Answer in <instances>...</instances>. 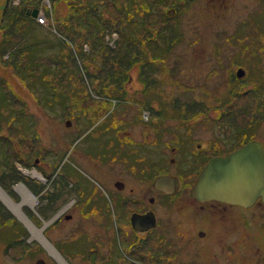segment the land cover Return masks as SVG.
I'll return each mask as SVG.
<instances>
[{
	"label": "rangeland",
	"instance_id": "374dc122",
	"mask_svg": "<svg viewBox=\"0 0 264 264\" xmlns=\"http://www.w3.org/2000/svg\"><path fill=\"white\" fill-rule=\"evenodd\" d=\"M5 1L0 0V178L13 168H10L13 163L18 170L22 169L19 159L24 157L27 174L24 180L21 177L2 185L13 202H21L17 191L20 181L28 187L37 181L32 175L43 177L41 171L54 172L63 163V170L68 169L71 157L58 155L68 151L67 144L77 131L69 130L73 129L72 122L87 121L100 107L106 110L91 121L105 115L112 122L117 115L127 120L122 129L132 132L135 138L145 135L141 134L145 127L141 122L149 121L152 114L153 120L147 129L150 128L158 142L178 134L180 138L221 141L229 137L231 129L234 146L246 138H259L264 143V0H152L158 3L155 9H148L149 0L142 4L137 2V6L129 0L127 4L125 0H116V6L105 5L101 20L105 21L106 28L102 33L88 23L89 14L83 0H54L51 6L59 36L10 9L17 7L13 3L3 11ZM30 1L35 5L40 3ZM98 1L101 9L105 0ZM68 27L75 34L67 33ZM13 29L24 32L17 36L20 49L32 46L39 61H30L27 52L19 55L21 67L17 68L13 59L18 56L15 54L19 44L1 52L5 32L11 30L12 33ZM90 29L94 31L93 36L100 35V40L107 44L101 54L98 44L93 47V39L86 40ZM122 30L126 31L127 39ZM128 39L134 44L129 52L123 50L126 42H130ZM113 45L117 46L110 47ZM140 56L142 59H138ZM136 62L138 69L134 70ZM239 67L246 71L242 79L235 76ZM119 73L125 79L123 90L115 88V82L121 77ZM133 73L141 75L135 82L140 91L138 95L126 91L128 77ZM144 90L148 91L141 92ZM113 91H119L122 101L117 103V97H111ZM141 95H145L144 99ZM147 98H151V114L143 119L135 105ZM116 104L119 105L117 110L111 111ZM129 117L134 122L138 118V122L130 123ZM67 119H71L70 126L65 124ZM107 136L106 133L100 135L101 138ZM158 148L154 145L153 155L161 162ZM35 158L41 161L42 167L36 166ZM72 158L96 173L115 174L116 168L122 169L112 164L95 168L87 157L75 150ZM169 166L175 165L169 163ZM154 169V173L158 172ZM188 177L180 175L181 180L187 181ZM31 194L37 198L35 192ZM0 202L4 204L1 199ZM188 205L186 199L181 200L180 210ZM4 207L0 205V264H33L38 258L44 259L46 264H58L47 245L52 239L62 242L71 230L77 229L74 228L77 222L55 226L48 220L49 209L38 208L34 203L24 204L23 213L26 212L47 244L34 236L7 205ZM173 209L176 211L179 207ZM191 209L197 212L195 207ZM220 216L227 222L221 217L215 221L204 219L213 232L210 231L212 238L208 236L203 240L207 252L202 259L215 260L213 254L217 253L226 261L234 257L232 264L239 260H244L245 264H264V214L255 213L248 218L235 211ZM183 220L188 227V218ZM195 221L198 227L204 225L198 216ZM78 224L92 234H102L91 221ZM228 227L233 232L231 235H226ZM225 238L233 240L228 249L233 250L234 255L224 258L222 241ZM202 243L199 246L187 244L192 250L194 247L201 250ZM89 254L93 256L92 261L98 257L97 251L95 255ZM203 260L199 256L195 258L197 264L204 263ZM177 262L180 264V258ZM66 263L74 264L68 259Z\"/></svg>",
	"mask_w": 264,
	"mask_h": 264
},
{
	"label": "flooded vegetation",
	"instance_id": "af4514ba",
	"mask_svg": "<svg viewBox=\"0 0 264 264\" xmlns=\"http://www.w3.org/2000/svg\"><path fill=\"white\" fill-rule=\"evenodd\" d=\"M143 1L129 0L133 6H137V2L142 4ZM149 1L148 9L157 8L158 3ZM19 33L21 36L24 34ZM19 46L20 44L15 54L18 56L13 59L17 68L21 67L19 55L27 53L29 49L28 56H30V50H32V46H28L24 50H21ZM116 46L110 47L115 48ZM3 47L4 45L1 47V52L4 53L6 47L4 49ZM35 56L34 60H37L38 58ZM139 59L142 57L140 56ZM137 64V62L134 64V70L138 69ZM240 69L244 74L238 77L237 70ZM237 70L235 72L237 79L246 76L243 67H239ZM140 77L141 75L134 73L128 77V84H126V87L129 85V88L126 89L128 93L140 94L139 89L135 86V82ZM130 83L131 90L129 91ZM146 91L148 90L141 92L145 93ZM114 94L117 97V103L122 101L119 91H115ZM141 97L144 99L145 95H141ZM150 102L151 98H147L138 101V104L135 105L143 119L151 114L149 111ZM262 102L264 103V95ZM118 106L117 104L112 106L111 111L117 110ZM91 109L94 110V108ZM82 110L85 111V109ZM105 110L100 107L97 113L89 115L90 119L88 117L87 121L72 122L71 128L73 129L69 130L74 132L76 129L77 131L67 144L68 151L65 157L67 159L71 157L68 169L63 170V163L51 173L48 170H40L41 173L44 172L42 173L44 178L36 176L39 184L37 181L31 184L37 195L36 206L38 205V208L45 207L51 211V223L56 226L58 224L65 225L70 221H73V224L77 222L74 227L77 229L72 228L70 235L62 238V242L52 239V257L58 264H62L64 260L66 262V259L74 264H179L177 262L179 258L180 264H197L195 262L197 256L200 257V260L206 256L207 250L203 240L212 238L211 233L213 232L209 229V225L204 223V219L215 221L221 217L227 222L220 215H227L235 211L247 215L248 218L255 213L264 214V202L259 199L251 206H242L216 200L199 201L193 196V185L208 160L216 156H225L250 141H257L264 147V143L259 138H246L234 146L230 129L229 137L221 141L213 138H180L178 134L176 137L162 138L164 143L158 142L157 138L152 137L150 128L147 129L153 120L152 114L149 121L141 122V125H145L141 134L145 135L135 138L131 136L132 132L122 129L127 120H123L117 115L114 116L115 122L108 121L105 115L99 117L98 121H91ZM133 120L130 118V123L138 122V118L136 122ZM70 124L71 119H68L66 126H70ZM121 129L122 135L119 133ZM103 133L108 136L101 138L100 135ZM154 145L159 147L161 162L154 159ZM74 150L87 157L89 162L96 166L95 168L112 164V167L120 165L122 169L115 167L118 170L115 174L96 173L81 163L73 161ZM19 161L23 169L19 168L20 175L24 180L27 175L24 172L25 157ZM169 163L175 166L170 167ZM36 165L42 167L41 161H37ZM14 166H16L15 163ZM154 167L158 172L154 173ZM181 174L188 175V180H181ZM158 175L175 177L176 185L155 187L154 178ZM61 176L63 178L59 182ZM183 199H186L189 205L180 210ZM174 207H179V210L174 211ZM191 207H195L197 212L193 211ZM197 216L204 223L201 227H198L199 225L195 221ZM184 217L188 218V227L185 225ZM82 221H91L97 226L98 231L102 230V234L96 235V233L92 234V231L83 230L82 226L78 224H81ZM226 232V235L233 233L229 231V227ZM81 240L82 244H80ZM239 240L242 239L238 238ZM222 242L225 246L223 257L233 256L234 251L228 249L233 240L225 238ZM187 243H195L198 246L202 243L201 250H197L196 247L192 250ZM96 251L98 257L95 256L96 260L92 261L93 256L89 252L95 255ZM213 256L215 260L209 262L203 260L202 264H214L215 261L216 264H224L225 259L223 260L222 256L219 257L217 253ZM187 257H192V259ZM233 259L234 257L230 261L225 260V263L232 264ZM237 264H245V261L239 260Z\"/></svg>",
	"mask_w": 264,
	"mask_h": 264
},
{
	"label": "water",
	"instance_id": "95a60500",
	"mask_svg": "<svg viewBox=\"0 0 264 264\" xmlns=\"http://www.w3.org/2000/svg\"><path fill=\"white\" fill-rule=\"evenodd\" d=\"M243 74L241 69L237 70L238 77ZM162 185H175V178L155 177L154 186ZM193 196L199 201L217 200L243 206L251 205L258 198L264 202V147L250 141L225 156L208 160L193 185ZM34 264L45 262L38 259Z\"/></svg>",
	"mask_w": 264,
	"mask_h": 264
},
{
	"label": "trees",
	"instance_id": "16d2710c",
	"mask_svg": "<svg viewBox=\"0 0 264 264\" xmlns=\"http://www.w3.org/2000/svg\"><path fill=\"white\" fill-rule=\"evenodd\" d=\"M83 1H84V5H85V7H86V9L88 11L87 14H89L88 15L89 16L88 23H92V25H93L92 28L93 27H96V28H98L100 30L101 33L104 32L105 31L104 30V27L106 28V26H105V21H103V19L101 20V17L103 16L104 12L106 11L105 5L107 4L108 6H111V7L116 6V4H117L116 3V0H109L110 3L108 2V0H105L103 3H101V5H103V7H104L103 10L100 9V7L98 5L100 3H99L98 0H83ZM125 2L127 4V0H125ZM97 5L99 7L98 9H97ZM8 7H9V4H8V2H6L5 5H4V8H3V11H4V9H6ZM9 8L12 9L13 11H18V14L19 15H23L24 17L27 16V18L29 17V15L26 14V9H27L26 7H21L20 10L18 9V7H14V8L13 7H9ZM87 14L85 15L86 17H87ZM99 18H100V20H97V21L95 20V19H99ZM96 23H101V24H96ZM67 29H69V31H67V33H70L72 35L75 34V31L73 29H71L70 27H68ZM124 31L122 30V33L124 35V38L127 39L128 38L127 37L128 35H127V33H124ZM93 35H94V31L92 29H90L88 31V34L86 35V40L93 39L94 40V42L92 43L93 47H95L96 44H98L97 47H99V49L101 50V52H100V54H101L103 52V50H105L107 48V44L105 43L104 40H100V38H101L100 35H98V36H93ZM17 36L18 37L21 36L18 30L16 31V30L13 29L12 30V33H11V30L6 31L5 32V37L3 39V45H4V47H7V46H9V47L10 46H12V47L17 46L19 44L18 43ZM128 40H130V42H126V45L123 47V50L124 51L127 50V52H129L130 50L132 51L133 50L132 47L134 48V45L131 42L132 40L131 39H128ZM131 43H132V46H131ZM4 47H3V49H4ZM28 51H29V49L27 50V52ZM34 51L35 50H33V49L30 50V57H28L30 61L34 60V58H32V57H34L36 55V53ZM128 55H130V53ZM129 63L132 64L131 61ZM119 71H121V73H122V70L121 69H119ZM121 73H119V76H121ZM125 78H126V76H125ZM124 80H125L124 79V76H121L120 78H118V81L115 82V88L117 90H121L122 89V84H123V81ZM118 82H120V85L119 86H118ZM114 92L115 91L111 92V97H113V98L116 97L115 94H114ZM115 121L116 120L113 119L112 122H115ZM18 145H20V144H18ZM65 153H67V152L65 151ZM65 153L64 154L62 153L63 155L60 154L58 156L59 157L60 156L61 157H64L65 156ZM25 167H26V165H25ZM10 168H12V169H9L5 173H3V175L1 176V178H0V185H4L5 183L8 184L9 181H12L13 182V181L18 180V179L21 178L20 171L16 168V166H14V163L12 164V166H10Z\"/></svg>",
	"mask_w": 264,
	"mask_h": 264
},
{
	"label": "bare ground",
	"instance_id": "6f19581e",
	"mask_svg": "<svg viewBox=\"0 0 264 264\" xmlns=\"http://www.w3.org/2000/svg\"><path fill=\"white\" fill-rule=\"evenodd\" d=\"M27 18V17H26ZM54 18V17H53ZM56 19V18H55ZM60 20V19H59ZM56 21V20H55ZM57 23V21L55 22ZM59 23V22H58ZM61 24V23H60ZM38 175V174H37ZM38 178V177H37ZM28 188V187H27ZM17 191L20 193L21 195V202H13L11 199L8 198V196L0 189V197L7 203V205L9 206V208L28 226V228L30 229V232L34 235L37 236L38 239L44 241L45 243L48 244V242L44 239L43 237L39 234V230L36 229V227H34L32 225V223L30 222V220L26 217L25 213H23L22 211V206L26 203H34V198L33 195L30 194L22 185H20L17 189ZM25 207V206H24ZM50 244L47 245V247L49 248V250L51 249ZM58 256V255H57ZM65 261V260H64ZM64 264V262H63Z\"/></svg>",
	"mask_w": 264,
	"mask_h": 264
},
{
	"label": "built area",
	"instance_id": "2783aa9c",
	"mask_svg": "<svg viewBox=\"0 0 264 264\" xmlns=\"http://www.w3.org/2000/svg\"><path fill=\"white\" fill-rule=\"evenodd\" d=\"M22 1H26V0H12V3L14 5H18ZM42 2L45 4L46 9H48L50 11V4H49L50 0H42ZM47 14H48L47 10H45L43 8L40 9L39 13H38V16L36 17L37 22L40 23V24H43V25L49 24L50 23V19H49Z\"/></svg>",
	"mask_w": 264,
	"mask_h": 264
}]
</instances>
